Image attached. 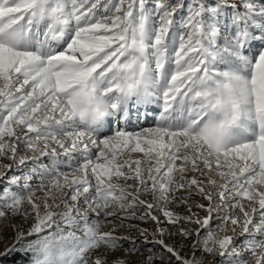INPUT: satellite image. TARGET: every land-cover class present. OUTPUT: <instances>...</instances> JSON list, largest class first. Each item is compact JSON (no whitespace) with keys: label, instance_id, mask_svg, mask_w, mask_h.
Returning <instances> with one entry per match:
<instances>
[{"label":"snow or ice","instance_id":"snow-or-ice-1","mask_svg":"<svg viewBox=\"0 0 264 264\" xmlns=\"http://www.w3.org/2000/svg\"><path fill=\"white\" fill-rule=\"evenodd\" d=\"M5 178L0 256L264 264V0H0Z\"/></svg>","mask_w":264,"mask_h":264},{"label":"rangeland","instance_id":"rangeland-1","mask_svg":"<svg viewBox=\"0 0 264 264\" xmlns=\"http://www.w3.org/2000/svg\"><path fill=\"white\" fill-rule=\"evenodd\" d=\"M145 123H147V124H145ZM152 124H153V121L151 119H149V120L143 122L140 126L141 127H148V126H152ZM5 162H7V161H5ZM45 162H47V159L45 160ZM129 183H131V181H129ZM6 186H7V179L5 178L4 180H0V189L4 188ZM142 198L151 200L150 196H146V197H142ZM194 199L199 200L198 197H196ZM200 202H203V201H200ZM169 207L172 208L174 211L179 212L181 214H184L186 212V209L183 205H180V206L170 205ZM193 210L196 211V209H193ZM140 211H143V209H141ZM153 214L162 218V213L158 209L154 210ZM138 215H139V212H138ZM200 215L204 216L205 213L203 211H200ZM30 223H31V221L26 222L22 217H9L7 219L0 220V253H3L6 248L11 247L15 242V237L17 235V232L20 230L26 231L29 228ZM123 223L125 225H135L139 228H147L150 231L156 228L155 223H153L150 220L147 223L142 222L139 219L125 220V221H123ZM11 225H15L16 230H14ZM112 226L113 225L109 224L104 230L105 231L110 230L112 228ZM168 227L171 229V231L173 233H175L176 229L173 226L169 225ZM116 233L118 235H125V236L133 237L137 241L143 240V237L139 236L136 227H132V228L117 227ZM166 242L170 243V244H174L177 247H180V245L182 243H186V242H183L179 237H177L175 235L167 238ZM125 247H127V244H125ZM140 247H141V250L143 251L145 246L143 244H141ZM186 251H187V249L185 248V252ZM11 254H13V253H11ZM181 254L183 255L184 252H182ZM117 255H123V252H119V253H117ZM147 255H148V253L144 252L143 256L140 254H136V255L131 256L130 257V264H138V262L143 261ZM5 257H7V256H0V261ZM14 264H27V263L21 261L20 263H14ZM156 264H160V262L157 261Z\"/></svg>","mask_w":264,"mask_h":264},{"label":"trees","instance_id":"trees-1","mask_svg":"<svg viewBox=\"0 0 264 264\" xmlns=\"http://www.w3.org/2000/svg\"><path fill=\"white\" fill-rule=\"evenodd\" d=\"M28 256L22 255L20 253H13L10 254L9 256L3 258L0 261V264H14V263H20L21 261L26 262L28 260Z\"/></svg>","mask_w":264,"mask_h":264},{"label":"bare ground","instance_id":"bare-ground-1","mask_svg":"<svg viewBox=\"0 0 264 264\" xmlns=\"http://www.w3.org/2000/svg\"><path fill=\"white\" fill-rule=\"evenodd\" d=\"M145 122V121H144ZM148 123V122H147ZM147 123H145V124H147Z\"/></svg>","mask_w":264,"mask_h":264}]
</instances>
